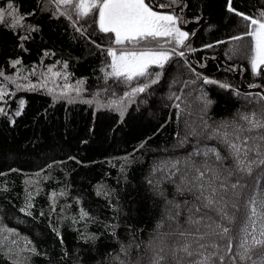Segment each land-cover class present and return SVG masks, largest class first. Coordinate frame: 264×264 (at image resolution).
<instances>
[{
    "label": "trees",
    "instance_id": "16d2710c",
    "mask_svg": "<svg viewBox=\"0 0 264 264\" xmlns=\"http://www.w3.org/2000/svg\"><path fill=\"white\" fill-rule=\"evenodd\" d=\"M151 2L154 10L181 18L179 27L189 37L178 51L185 55H172L163 69L150 68V73H162L159 81L126 98L132 87L143 86L150 78L130 85L114 79L105 82L101 69L110 71V58L104 49L118 46L99 32L94 15L74 27L75 15L70 20L57 14L52 0H0L5 12V22L0 23L4 76L25 73L19 79L24 84L43 68H52L67 77H53L60 84L77 87V81H83L79 96L65 87L50 88V74L39 76L41 87H5L0 99V264H119L114 258L125 259L120 249L130 244L128 258L134 264H149L153 254L149 241L176 227L166 218L168 201L181 205L183 224L184 201L194 199L191 193L176 191L184 164L178 165L181 172L168 168L164 175L159 163L184 161L205 146L227 155L216 139L207 138L212 130L232 122L243 125L244 114L260 116L264 100L257 94L264 95V69L260 75L251 71L249 36L231 39L243 36L249 22L228 11L227 0ZM9 3L23 14L21 27L10 26ZM232 6L257 17L264 11V0H232ZM17 59L21 64L13 67ZM173 78L178 80L169 86ZM203 78L230 87L205 84ZM63 91H68L71 102L60 96ZM89 100L93 102H85ZM120 100L123 115L112 103ZM187 101L192 106L189 115ZM192 128L198 135H186ZM193 159L199 162L204 157ZM231 163L229 159L225 166ZM245 179L248 187L241 205L247 195L264 194V179L255 188L252 177ZM29 203L31 214L26 215L22 209ZM162 220L164 226L157 229ZM237 243L233 241L234 249ZM158 244L154 240L152 247Z\"/></svg>",
    "mask_w": 264,
    "mask_h": 264
},
{
    "label": "snow or ice",
    "instance_id": "6c2138e0",
    "mask_svg": "<svg viewBox=\"0 0 264 264\" xmlns=\"http://www.w3.org/2000/svg\"><path fill=\"white\" fill-rule=\"evenodd\" d=\"M52 2L55 4L57 14L70 20L72 15H75L74 27L79 20L94 15L93 23L99 32L109 36L112 44L118 46L104 49L110 58L107 63V69L110 71L101 69L105 82L114 79L130 85L134 80L150 78L143 86L132 87L131 92L125 93L126 98L145 92L151 84L159 81L162 73L159 71L150 73V68L163 69L172 55L180 57L185 55L183 51H178L185 46V41L189 37V33L179 27L181 18L175 14H162L154 10L151 0H52ZM175 2L176 0H171V3ZM227 4L229 12H234L249 22L243 36L237 35L231 39L251 37L248 57L251 71L255 75H260L264 69V11L253 17L233 8L232 0H227ZM159 7L164 8L166 5L160 4ZM8 9L12 10L8 13L10 26L21 27L23 14L14 9L11 3L8 4ZM3 22L5 12L0 9V23ZM77 31L84 34L80 28H77ZM28 38L20 37L21 40ZM167 44L174 46L169 48L166 47ZM20 47H23V44ZM20 64L21 61L17 59L13 62V67ZM64 68H67V64ZM48 72L52 73V68H49ZM53 75L61 74L57 72ZM153 75L154 78H151ZM0 76H4L3 71H0ZM5 79L15 82L12 77ZM203 83H219L221 88L230 87L227 83L208 78H203ZM82 84L83 81H77V87L65 85V88L75 91L79 96L82 91L79 85ZM17 87L22 88L23 85ZM29 87L34 89L36 86ZM5 91L0 88V99H3ZM257 95L259 99L264 100V95ZM60 96L68 98L71 102L68 91L61 92ZM175 99L180 100V96H175ZM112 103L117 105L123 115L120 107L123 100ZM176 107L179 108L180 105L177 104ZM0 112H3V109H0ZM16 114L19 115L20 111ZM240 118L245 124L234 122L221 124L207 137L216 139L224 147L227 155H222L216 147L205 146L203 149L196 148L186 160H176L172 163L171 167L177 172H181L178 165L184 164L176 191L181 194L191 193L194 199L184 201L183 211H186L187 215L183 224L179 221L181 205L174 200L168 201L171 208L166 209V218L174 222L176 227L170 232L158 233L149 241V248L153 253L149 264H264V194L259 198L247 195L244 204L240 203L246 195L244 189L248 187L245 177L253 178L252 188L257 187L259 181L264 179V107L259 117L253 112L241 115ZM208 127L205 122L204 130L207 131ZM186 135L196 136L198 133L192 128ZM185 142L186 137L180 141L181 144ZM195 156H203L204 159L197 162L193 159ZM229 159L232 163L226 167L225 162ZM192 173L195 174L191 175ZM209 173L208 179L205 180ZM160 195L163 196L164 193L161 191ZM30 207V203L26 204L22 211L30 215L28 211ZM237 213L240 214L239 217ZM163 226L162 220L158 223L157 229ZM168 237L179 239L169 241ZM154 240H159L156 247H152ZM234 240L238 241L235 249ZM131 246V244L128 247L121 246L120 252L125 259H120L119 255L114 258L119 264H134L128 258ZM136 246L139 247L138 244ZM31 251L35 253L34 248Z\"/></svg>",
    "mask_w": 264,
    "mask_h": 264
},
{
    "label": "rangeland",
    "instance_id": "374dc122",
    "mask_svg": "<svg viewBox=\"0 0 264 264\" xmlns=\"http://www.w3.org/2000/svg\"><path fill=\"white\" fill-rule=\"evenodd\" d=\"M162 14H167V13H164V12H161ZM251 38V37H250ZM48 69L49 68H43V70L44 71H42L41 72V74L40 75H45V74H50V76H52V82L51 83H49L48 84V86L50 87V88H54V89H59V87H65V85H71L73 88H75V84H70V83H67V82H63L64 84H60V83H58L53 77H56V78H59V79H61L62 80V78L63 79H65V75H63L60 71H56V72H52V73H49L48 72ZM57 72H59L61 75V77L62 78H60V76H54L53 74L54 73H57ZM19 74H21V73H19ZM25 74V73H24ZM24 74H22V75H18L17 73H15L14 74V76L13 75H10V76H7V75H5V76H3V77H1L0 78V88H3V89H5V87L6 86H8V85H10V84H13L14 86L15 85H23V86H26L25 84H27V85H35V86H37V87H41V83H39L40 81H39V76H36L35 78H33V80H30V81H28V83L27 82H25L24 84H20L19 83V79H22L21 77L22 76H24ZM5 77H12V78H14V80H15V82H12V80H8V79H5ZM174 79V78H173ZM171 80L170 82H169V86H174L175 84H176V79L178 80V78H175L174 80ZM26 80V79H25ZM68 90H70V91H73V90H71V89H68ZM5 93H6V91H5ZM190 96V95H189ZM193 98H195L196 100H198V95L197 96H192V99ZM191 103L189 102V101H187V103H186V111H185V113L187 114V115H189L191 112H192V106L190 105ZM207 109V106H206V108H205V110ZM184 114V113H183ZM185 115V114H184ZM196 150V149H195ZM194 150V151H195ZM171 163L170 162H166V163H159V166H161L162 167V169H161V172L164 174V175H168L167 174V170H168V168H171L172 169V167H171V165H170ZM159 178H161V173H160V176H159Z\"/></svg>",
    "mask_w": 264,
    "mask_h": 264
}]
</instances>
